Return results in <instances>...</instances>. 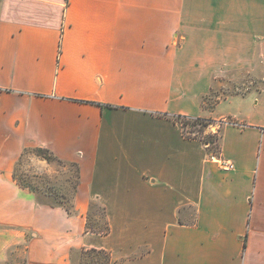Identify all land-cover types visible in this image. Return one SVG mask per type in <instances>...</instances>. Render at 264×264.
<instances>
[{"label": "crops", "instance_id": "obj_1", "mask_svg": "<svg viewBox=\"0 0 264 264\" xmlns=\"http://www.w3.org/2000/svg\"><path fill=\"white\" fill-rule=\"evenodd\" d=\"M252 76L264 0H0V264H264ZM36 147L75 167L68 207L14 177Z\"/></svg>", "mask_w": 264, "mask_h": 264}, {"label": "rangeland", "instance_id": "obj_2", "mask_svg": "<svg viewBox=\"0 0 264 264\" xmlns=\"http://www.w3.org/2000/svg\"><path fill=\"white\" fill-rule=\"evenodd\" d=\"M248 78L249 79L242 77L240 81L233 82V84H231L232 90L244 92L264 82V80H261V82L256 83L257 80H255L253 76ZM224 92H226V90H224ZM188 127L191 135L200 136L207 141L212 137L214 143L210 145V149L213 152H215L216 149L218 150L220 131L217 124H214L213 128L209 126L208 128H210V130L206 129V127L201 130V126L199 125L196 127ZM75 174V167L72 164L59 160L45 162L43 159L37 158L34 155L32 148H26L23 151L16 164L14 173L18 182L35 190L41 200L53 203L60 202L67 207L73 196V187L76 182Z\"/></svg>", "mask_w": 264, "mask_h": 264}, {"label": "trees", "instance_id": "obj_3", "mask_svg": "<svg viewBox=\"0 0 264 264\" xmlns=\"http://www.w3.org/2000/svg\"><path fill=\"white\" fill-rule=\"evenodd\" d=\"M210 123H211L210 120L196 118V119L191 120L190 124H191V126H195V127L197 125L201 126L200 129L202 130L204 127L208 126ZM204 141H206V142H208L210 144L214 143V140L212 139V137H210V139L208 141L206 139ZM33 152L35 153V155L47 160L48 162H51L53 160H58L52 153H50L45 148L36 147V148L33 149ZM14 177H15V175H14Z\"/></svg>", "mask_w": 264, "mask_h": 264}, {"label": "built area", "instance_id": "obj_4", "mask_svg": "<svg viewBox=\"0 0 264 264\" xmlns=\"http://www.w3.org/2000/svg\"><path fill=\"white\" fill-rule=\"evenodd\" d=\"M221 167L224 169H232L233 168V163L229 160H219Z\"/></svg>", "mask_w": 264, "mask_h": 264}]
</instances>
